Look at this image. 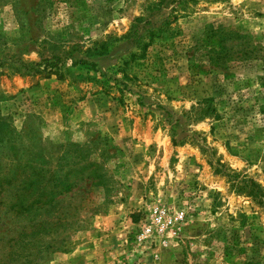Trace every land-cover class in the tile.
<instances>
[{
    "label": "rangeland",
    "instance_id": "rangeland-1",
    "mask_svg": "<svg viewBox=\"0 0 264 264\" xmlns=\"http://www.w3.org/2000/svg\"><path fill=\"white\" fill-rule=\"evenodd\" d=\"M14 176L50 202L0 186V264H264V0H0ZM156 207L185 218L136 243Z\"/></svg>",
    "mask_w": 264,
    "mask_h": 264
},
{
    "label": "trees",
    "instance_id": "trees-1",
    "mask_svg": "<svg viewBox=\"0 0 264 264\" xmlns=\"http://www.w3.org/2000/svg\"><path fill=\"white\" fill-rule=\"evenodd\" d=\"M236 34V33H235ZM211 37L217 36L218 41L221 39L220 47L221 49H226V46L224 42H227L229 40L234 41L238 37L237 36H228L229 33L224 32V29L220 26L214 28L211 27L210 34ZM201 43V42H200ZM204 43V41H202ZM245 55L249 54V52H245ZM218 62H226V59L219 58L217 59ZM62 185L58 184L59 182H56L52 184V186L49 187L50 191L55 189L58 186H61V189L63 191H66L72 187L70 183H68V180L62 181ZM49 183H53L52 180H46L45 178H41L38 176L33 177H23L19 178L17 176L11 177V178H4L0 181V186L3 188V185L6 184L8 186L16 185L20 189H24V193H22L23 197L19 199H15V201L11 204V208L15 210L18 214L21 213V211L29 210L33 208L34 206H43L46 205V203L50 202L49 199L46 201V185ZM50 204V203H49Z\"/></svg>",
    "mask_w": 264,
    "mask_h": 264
},
{
    "label": "built area",
    "instance_id": "built-area-1",
    "mask_svg": "<svg viewBox=\"0 0 264 264\" xmlns=\"http://www.w3.org/2000/svg\"><path fill=\"white\" fill-rule=\"evenodd\" d=\"M185 215L183 211H174L165 207H156L140 223L135 234V242L143 243L150 237L162 235L176 223L183 221Z\"/></svg>",
    "mask_w": 264,
    "mask_h": 264
}]
</instances>
